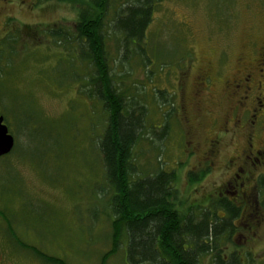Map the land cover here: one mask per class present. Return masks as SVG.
Returning a JSON list of instances; mask_svg holds the SVG:
<instances>
[{"label": "rangeland", "instance_id": "rangeland-1", "mask_svg": "<svg viewBox=\"0 0 264 264\" xmlns=\"http://www.w3.org/2000/svg\"><path fill=\"white\" fill-rule=\"evenodd\" d=\"M124 2H112L106 23ZM76 18L77 7L56 0H32L0 13V116L14 140L11 153L0 158V235L3 245L11 239L1 255L9 264H45L22 247L62 264H101L113 247L112 191L98 151L105 114L88 95L92 69L81 62L70 66L66 53L73 46L57 47L47 35L57 27L73 33ZM247 33L256 42L264 38V0H162L147 31L148 71L138 59L122 62L114 37L106 45L116 86L145 109V135L133 149L139 175L174 172L181 211L204 207L220 193L231 199L223 192L235 190L244 214L221 250L237 252L240 264H264V181L252 180L264 170L236 180L247 182L242 186H225L246 146L245 133L217 134L233 115L230 103L221 102L218 88L209 92L196 81L206 63L211 73L217 69L224 51L233 63ZM3 42L13 49L9 64ZM212 141L217 146L210 153ZM124 235L103 264H128Z\"/></svg>", "mask_w": 264, "mask_h": 264}, {"label": "trees", "instance_id": "trees-1", "mask_svg": "<svg viewBox=\"0 0 264 264\" xmlns=\"http://www.w3.org/2000/svg\"><path fill=\"white\" fill-rule=\"evenodd\" d=\"M56 1L77 7L75 27L73 33L62 27L50 28L47 35L57 47L73 46L65 55L70 66L81 62L92 69L87 79L88 95L97 99L105 114L98 151L104 178L112 191L109 204L114 235L113 247L104 254L101 264L117 252L122 233L128 264H201L207 258L210 264H240L237 252L226 255L220 246L222 239L230 241L236 231L235 222L244 214L240 204L223 195L212 198L204 207L190 206L181 211L175 204L176 174L159 169L142 177L134 164V146L145 135V109L136 103L134 95L127 97V91L116 86V68L109 66L106 39L114 37L122 62L138 59L149 70L147 31L155 5L162 0H125L110 23L105 20L115 0ZM106 24L110 26L108 32ZM5 42L1 44L2 52L9 57V64L13 49ZM200 174L191 176V181L200 180ZM46 260L62 264L54 258Z\"/></svg>", "mask_w": 264, "mask_h": 264}, {"label": "flooded vegetation", "instance_id": "flooded-vegetation-1", "mask_svg": "<svg viewBox=\"0 0 264 264\" xmlns=\"http://www.w3.org/2000/svg\"><path fill=\"white\" fill-rule=\"evenodd\" d=\"M21 3L32 4V0H0V13L13 10ZM252 37L253 35L246 34L244 49L240 55L233 59V63L230 64L229 57L225 58L226 52L224 51V57L221 58V62L214 72L211 73L212 68L209 63H206L205 74L196 78L198 86L209 92L214 87L218 88L221 102L230 103L228 110L233 112V115L226 117L217 134L227 136L230 132L245 133L246 146L243 151L239 152V156L235 157L239 164L233 162L234 173L231 181H226L225 186H232L233 183L242 186L247 182L236 180H241L245 175L257 170H264V38L256 42L252 40ZM214 143V141L210 143V153H213V147L217 146ZM252 180H255V183L258 180L264 181V172L259 175L254 174ZM233 189L235 188L233 187ZM223 193L230 194L231 201L240 204L243 210L245 209L241 204L244 200L236 196L235 190L232 193L229 191ZM221 195L224 194L220 193L218 196ZM1 223L2 219H0V229ZM7 224L8 232H10L11 223L7 222ZM1 239L0 235V264H9L6 257L1 254H4V246L9 248L11 245V239H8L9 244L6 241L4 245ZM14 240L22 247L16 238ZM22 248L38 257L39 260L36 261L50 264L46 260L47 256L34 248Z\"/></svg>", "mask_w": 264, "mask_h": 264}, {"label": "water", "instance_id": "water-1", "mask_svg": "<svg viewBox=\"0 0 264 264\" xmlns=\"http://www.w3.org/2000/svg\"><path fill=\"white\" fill-rule=\"evenodd\" d=\"M14 146V140L8 134L7 127L3 124V118L0 116V158L8 155Z\"/></svg>", "mask_w": 264, "mask_h": 264}]
</instances>
